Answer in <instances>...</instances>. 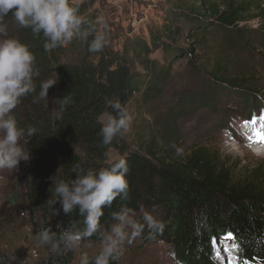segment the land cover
<instances>
[{
	"label": "trees",
	"instance_id": "obj_1",
	"mask_svg": "<svg viewBox=\"0 0 264 264\" xmlns=\"http://www.w3.org/2000/svg\"><path fill=\"white\" fill-rule=\"evenodd\" d=\"M96 1L78 0L80 13L99 30L97 21L103 16ZM255 19L264 20L263 0H171L163 10L162 24L151 28L149 37L139 33L128 36L118 49L109 35L108 45L100 52H89L79 41L45 52L43 37L20 28L11 13L0 19L7 26L8 37L29 45L37 58L41 75L36 79V94L41 81L57 79L48 91V104L45 100L34 103L33 95H29L14 110L22 127L37 128L36 136L26 138L31 159L19 165L17 183L37 232L50 225L58 233L73 226L83 227V218L77 212L52 215L46 203L55 186L52 179L73 178L71 168L76 163L99 170L107 166L110 151L115 150L127 162L128 189L126 196H117L110 207L104 208L102 230L115 222L113 212L126 209L135 221L130 238L135 241L139 233L144 239L162 237L172 245V255L179 264H218L213 247L218 235L241 245L240 264H264L262 165L236 180L232 167L208 144L185 147L180 119L193 113L197 105L186 111L198 100L194 93L190 95L187 89L173 84L176 64L185 60L194 73L212 82L241 87L244 105L252 109L246 119L260 116L259 109L253 108L258 89L251 88L253 83L238 72L240 65L226 40L228 34L242 36L246 23ZM214 30L223 34L216 46L205 37L207 31ZM158 49L163 60L152 57ZM168 86H172L175 102L155 115L156 127L147 139L140 137L134 149L124 134L108 146L102 144L99 121L112 111L107 107L108 100H119L128 110L136 98L155 110L163 104ZM63 96L70 97L71 103L63 119L57 121L54 112L59 109V101L55 109L52 101ZM208 102L204 105L212 109L210 105L214 107L215 103ZM153 209H163L164 218H150ZM83 241L101 239L97 234ZM45 247L47 255L37 264L74 263L75 251L54 252L50 246ZM0 264L18 263L0 250ZM111 264H121L120 256Z\"/></svg>",
	"mask_w": 264,
	"mask_h": 264
},
{
	"label": "rangeland",
	"instance_id": "obj_2",
	"mask_svg": "<svg viewBox=\"0 0 264 264\" xmlns=\"http://www.w3.org/2000/svg\"><path fill=\"white\" fill-rule=\"evenodd\" d=\"M264 1V0H263ZM171 0H97L95 6L102 9V16L108 23L111 44L122 48L126 37L137 33L149 37L150 29L160 26L163 22V10L169 6ZM102 18V17H101ZM213 30V29H212ZM207 31L205 37L210 44L216 46L222 33ZM243 35H226L232 57L239 63L240 73L252 82L251 88H257L258 95H254L253 108L259 109V115L264 121V20H253L242 29ZM152 57L163 60L162 50L154 51ZM178 88L187 89L195 94L198 101L193 113H186L181 117V128L184 134V146L197 143L208 144L217 151L222 161L233 169L236 180H242L254 166L262 165L264 170V155H257L251 146L252 138L248 140L245 132L247 113L252 112L244 105L241 87H231L212 82L190 69L186 61L176 64L174 83ZM173 86V85H172ZM172 86H168L163 95V104L159 109L152 110L143 101L132 99L128 111L133 115V123L124 133L125 140L131 148H135L140 137L147 139L155 129L154 117L166 111L174 104L176 97L172 94ZM215 103L211 108L204 102ZM262 110V111H261ZM263 115V116H262ZM245 121V122H244ZM259 120H252V124ZM224 124L226 126H219ZM251 125V124H250ZM231 130L232 132H230ZM120 154L110 151V160L118 159ZM18 170H0V250L12 256L16 263L37 264L47 255L45 245L39 243L36 226L32 223L31 215L26 208L24 195L17 189ZM163 209H153L150 218L161 220L164 218ZM132 228L128 229L130 232ZM124 246L120 254L121 264H179L172 255V245L162 237L144 239L141 233L136 240ZM233 242V241H232ZM231 244V242H229ZM102 243L81 241L75 250L74 263L79 264L82 253L89 257L101 250ZM218 264V248H215ZM238 258L231 262L236 264Z\"/></svg>",
	"mask_w": 264,
	"mask_h": 264
},
{
	"label": "clouds",
	"instance_id": "obj_3",
	"mask_svg": "<svg viewBox=\"0 0 264 264\" xmlns=\"http://www.w3.org/2000/svg\"><path fill=\"white\" fill-rule=\"evenodd\" d=\"M9 13L20 28L30 29L34 36H42L45 52L65 47L73 41L83 42L89 52H100L109 43V27L105 19L97 21L100 28L80 13L78 0H0V19ZM0 170L19 169L21 162L31 159V151L25 147L26 138L37 134V128L30 125L22 127L14 110L22 98L33 95V102L45 100L48 91L57 79L41 81L39 93L36 79L40 77L37 58L30 46L14 37H8L7 26L0 23ZM91 37V39H90ZM59 101V109L54 112L57 121L63 119V113L71 103V98H53ZM107 107L112 111L100 119V136L103 145L108 146L123 136L133 123V115L119 100H108ZM128 165L125 159H112L107 166L99 170L83 167L82 163L72 166L73 178L53 180L54 188L46 201L52 215H65L77 212L82 217L83 227L73 226L58 233L52 226L42 227L37 235L41 245L50 246L52 251L72 252L78 249L81 241L93 235H99L101 250L90 258L82 253L79 264H111L117 259L124 246L131 243L128 229L135 227V221L123 209L113 212L115 221L108 230H102L100 223L104 208L124 194L128 189ZM59 204L57 208L55 205Z\"/></svg>",
	"mask_w": 264,
	"mask_h": 264
},
{
	"label": "bare ground",
	"instance_id": "obj_4",
	"mask_svg": "<svg viewBox=\"0 0 264 264\" xmlns=\"http://www.w3.org/2000/svg\"><path fill=\"white\" fill-rule=\"evenodd\" d=\"M245 129H249L247 131H251L253 134L251 146L253 147V151L257 155H264V140L261 139L264 136V121L256 122L255 124H246L244 125ZM229 243V242H228ZM232 247V244H226V247Z\"/></svg>",
	"mask_w": 264,
	"mask_h": 264
},
{
	"label": "built area",
	"instance_id": "obj_5",
	"mask_svg": "<svg viewBox=\"0 0 264 264\" xmlns=\"http://www.w3.org/2000/svg\"><path fill=\"white\" fill-rule=\"evenodd\" d=\"M230 240H227L223 237H220V238H215L213 240V245L215 248H218V253H220V257H223L225 258L227 255H229L228 257H240L241 253L243 252V249L241 247V245L236 242V241H233L231 244H232V247H226V244H229ZM239 263V262H238ZM236 263V264H238Z\"/></svg>",
	"mask_w": 264,
	"mask_h": 264
},
{
	"label": "snow or ice",
	"instance_id": "obj_6",
	"mask_svg": "<svg viewBox=\"0 0 264 264\" xmlns=\"http://www.w3.org/2000/svg\"><path fill=\"white\" fill-rule=\"evenodd\" d=\"M261 139L264 140V136H262ZM228 237L231 238V237H232V234L229 233V234H228Z\"/></svg>",
	"mask_w": 264,
	"mask_h": 264
},
{
	"label": "water",
	"instance_id": "obj_7",
	"mask_svg": "<svg viewBox=\"0 0 264 264\" xmlns=\"http://www.w3.org/2000/svg\"><path fill=\"white\" fill-rule=\"evenodd\" d=\"M217 238H220V235H218V236H217ZM232 241H233V240H230L229 242H231V243H232Z\"/></svg>",
	"mask_w": 264,
	"mask_h": 264
}]
</instances>
